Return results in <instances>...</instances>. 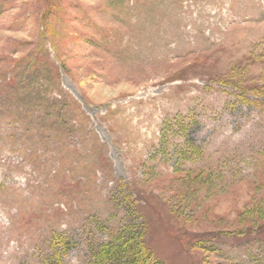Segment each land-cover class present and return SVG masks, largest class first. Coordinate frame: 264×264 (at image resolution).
Here are the masks:
<instances>
[{
    "label": "rangeland",
    "instance_id": "1",
    "mask_svg": "<svg viewBox=\"0 0 264 264\" xmlns=\"http://www.w3.org/2000/svg\"><path fill=\"white\" fill-rule=\"evenodd\" d=\"M253 85L264 0H0V264H264Z\"/></svg>",
    "mask_w": 264,
    "mask_h": 264
},
{
    "label": "trees",
    "instance_id": "2",
    "mask_svg": "<svg viewBox=\"0 0 264 264\" xmlns=\"http://www.w3.org/2000/svg\"><path fill=\"white\" fill-rule=\"evenodd\" d=\"M246 90L254 97L261 99L260 103L255 100L253 104L264 107V85L249 86ZM141 228L128 224L119 227L115 235L98 245L91 255V261L87 264H164L147 246L144 231ZM63 239L61 237L58 242L59 247L54 249V254L45 264H64L68 243Z\"/></svg>",
    "mask_w": 264,
    "mask_h": 264
},
{
    "label": "bare ground",
    "instance_id": "3",
    "mask_svg": "<svg viewBox=\"0 0 264 264\" xmlns=\"http://www.w3.org/2000/svg\"><path fill=\"white\" fill-rule=\"evenodd\" d=\"M234 82V81H233Z\"/></svg>",
    "mask_w": 264,
    "mask_h": 264
}]
</instances>
